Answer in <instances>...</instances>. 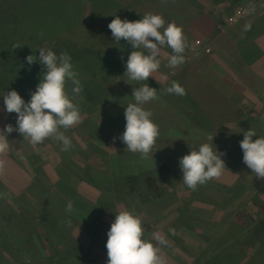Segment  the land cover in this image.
<instances>
[{"label": "rangeland", "instance_id": "374dc122", "mask_svg": "<svg viewBox=\"0 0 264 264\" xmlns=\"http://www.w3.org/2000/svg\"><path fill=\"white\" fill-rule=\"evenodd\" d=\"M114 1L118 4L110 1L99 8L94 0L0 4V129L16 126V114L4 107L6 92L16 90L28 102L36 90L44 70L39 62L29 66L26 57L38 56L41 47L70 55L81 84L89 79L97 85L88 92L82 84L79 95L67 85L83 117L65 132L72 141L70 150L62 151L53 139L34 146L18 132L9 134L10 150L2 155L18 162L19 169L14 184L0 186V264H107V232L116 213L124 210L141 217L144 239L156 231L166 237L162 254L167 264H264V180L243 163L240 148L244 131L252 128L264 136V92L259 98L261 86L256 85V91L236 86L240 74L249 77L253 70L247 58L225 45H257V36L264 35V0ZM149 12L161 15L165 26L175 22L182 27L188 44L182 65L190 64L184 81L188 87H202L191 97L195 102L205 105L207 81L218 88L226 80L236 95L230 102L234 114L194 123L191 115L170 111L168 94L158 92V98L143 107L153 113L160 136L153 156L142 159L119 139L126 125L125 108L135 102L132 91L139 86L129 81L126 92L122 84L128 79L123 73L132 47L117 45L108 24L115 16L136 21ZM17 43L23 47L14 49ZM171 54L165 46L155 78L142 83L159 91L176 81L172 75L182 65L168 67ZM184 102L177 101V109ZM222 128L229 130L226 135ZM209 136H214L213 144ZM202 143L225 153L221 158L226 167L218 179L192 191L182 181L179 159ZM147 175L156 177L158 191L148 188ZM69 202L71 213L65 211ZM73 237L88 248L80 251L84 261L72 248Z\"/></svg>", "mask_w": 264, "mask_h": 264}, {"label": "clouds", "instance_id": "9594fccd", "mask_svg": "<svg viewBox=\"0 0 264 264\" xmlns=\"http://www.w3.org/2000/svg\"><path fill=\"white\" fill-rule=\"evenodd\" d=\"M165 24L161 15L151 12L136 21L122 20L115 16L108 24L116 43L123 39L134 49L127 58L123 76L128 78L126 83L134 81L139 86L132 91L135 102L129 103L125 108L126 125L119 139L127 146L128 151L139 153L142 159L153 156V149L160 136L159 126L151 119L153 113L143 106L156 100L158 92L187 95L185 88L176 81L159 91L147 83H142L159 70L162 49L165 46L172 50L168 67H178L186 62L184 54L188 44L182 27L175 22L167 23V26ZM17 47L23 45H13L14 49ZM38 51V56L32 54L26 57L29 66L39 62L44 69L36 90L31 92L30 100L25 102L16 90L8 91L3 96L6 112L15 113L17 119L15 127L6 124L0 129V154L10 150L8 136L14 131L34 146L43 145L46 140L53 139L61 143L62 151H68L73 145L65 132L82 123L79 106L67 91L69 83L73 86L72 93L79 95L83 91L71 56L66 53L57 55L45 47L39 48ZM213 137H208L212 144ZM243 137L240 141L243 163L252 170L257 179L264 180V136L258 137L255 130L250 128L243 132ZM253 137L258 138L253 140ZM116 139L117 137H114L113 141ZM212 144L202 143L179 159V167L183 173L182 181L192 191L218 179L226 167L221 158L225 153L218 151L216 146L213 149ZM2 167L0 161V170ZM65 211H73L71 202L67 204ZM71 225L72 221L69 219L67 226ZM169 232L175 234L174 229H169ZM144 233L145 226L140 216L128 210L116 213L115 220L107 232V264H167V259L162 254V246L168 245L166 237L156 231L152 233L151 239H144Z\"/></svg>", "mask_w": 264, "mask_h": 264}, {"label": "trees", "instance_id": "16d2710c", "mask_svg": "<svg viewBox=\"0 0 264 264\" xmlns=\"http://www.w3.org/2000/svg\"><path fill=\"white\" fill-rule=\"evenodd\" d=\"M6 1H8V0H6ZM11 1H13V0H11ZM110 1L115 5L118 4L117 1H114V0H103V1L102 0H99V1L94 0V2H97L96 5L98 6V8H99V6H105L106 4L108 5L109 3H111ZM188 1L189 2H191V1L195 2V0H188ZM5 2H0V4L5 3ZM101 3H102V5H101ZM194 5H195V7H199L200 4L198 5V3H194ZM107 35H109V33ZM227 44H225V45L227 46V49L230 52L238 53L240 58H247V60L249 61V63H247V64H249V67H251L253 70L252 72H251V70L248 71V74L251 75V76L248 75L249 77H246L243 74H240L239 75L240 77L238 78L239 82L236 83V86L240 87L243 90H246V89L248 90L249 87H250V91L251 90H255V91L258 90L257 86L260 87L262 82L258 81L257 83H255L256 79H258L257 75L255 73V68L257 65H259L261 62L264 61V53L258 47H256L254 44H249V43H246L243 41L236 43L234 45V48L232 47V45H229V44L227 45ZM117 45H119V46L120 45L131 46L128 43H126V41H124V40H122V43L120 42ZM130 49H131V52L134 50L132 48H130ZM1 60H2V56L0 55V61ZM194 65H198V63H196ZM189 66H190V64H188L186 66L182 65V66L178 67L177 68L178 73L175 75H172V77L175 76L177 78L176 82H178L182 87L185 88L187 95L177 96L175 94H171V97H170V95L168 94L167 100H169V101L167 103L169 104L168 106H169L170 111H172L174 113L177 111V113L179 115H180L181 111H183V113L186 114L187 116H189V115L192 116L191 121H193L194 123L203 122L205 120L207 122H210V121L213 122V120L214 121L224 120V118H225L224 116H229L231 112H232V114H234V109H233L232 105L230 108V104H231L230 102L232 99H234L232 97V95L235 97L236 93H235V90L233 89V87L231 86V84L226 80L224 82H223V80H221L220 85L217 84L218 88H216V86L214 84H213L214 86H212L210 84V81H207L205 83V85L203 86L205 95L207 97V98H204L205 100H207L205 102V105H202L201 102L199 101V99L197 102H195V100L193 98H191L193 95H195L194 91L199 90V92H201L202 87L197 86L198 87V90H197L196 88H194V86H191V87L187 86L188 80L184 81V78H185V74L187 71V67H189ZM252 66H254V67H252ZM42 68H43V66L40 68V71H42ZM119 70H121V72L123 73L121 67H119ZM156 72H154L152 74L151 78H155L154 74ZM203 73L205 75L210 74L205 69L203 70ZM1 74H2V72H0V75ZM203 77H204V75H203ZM122 81H123V79H122ZM172 82H173V80L170 81V86H171ZM88 83H90V85ZM91 83H92L91 80L85 79L84 82L82 83L83 85L85 84V87H86V88H84V90L89 92L92 90V88L94 86H97V85H92ZM122 84L124 86L123 88L124 89L126 88L125 89L126 92H129L128 91V88H129L128 84L126 82H123ZM124 84H126V85H124ZM18 88L20 89V88H22V86L18 87ZM88 88H90V89H88ZM109 88H111V87H109ZM218 90L220 91V93ZM237 93H238V91H237ZM243 99L245 100L244 97H243ZM184 100H185L184 104H181L179 106V109H177L176 102L177 101L183 102ZM13 117H14V115H13ZM13 117L11 118V122L13 121ZM205 126H207V125L205 124ZM222 129H223L222 130L223 135H226L229 131L225 128H222ZM170 131H174V130H172V128H171ZM6 157L3 156L2 154H0V161H2V164H3L2 170H0V186L1 185L8 186V184L9 185L14 184L15 183L14 180L16 179V174H17L18 169H19L18 162L14 161V160L11 162L10 161L11 159L8 160L9 157L8 158H6ZM161 166L163 167V165H161ZM162 167H160V168H162ZM162 169H164V167ZM144 181H145L146 185L148 186V188H150L151 190H156V191L159 190V186L156 183V177L155 176L147 175L144 177ZM35 182H36V180H35ZM79 239H80V237H79ZM72 240H73L72 248L74 249V251H77L79 255L81 254L80 251H82V252L88 251V248L83 249L81 247L82 245L78 242V240L75 237H73ZM81 258L84 261V259L86 257L84 258L81 256Z\"/></svg>", "mask_w": 264, "mask_h": 264}, {"label": "crops", "instance_id": "0c3cea01", "mask_svg": "<svg viewBox=\"0 0 264 264\" xmlns=\"http://www.w3.org/2000/svg\"><path fill=\"white\" fill-rule=\"evenodd\" d=\"M222 1H224L223 3H227L225 0H217V3H221ZM228 1L231 2V0H228ZM242 2L246 4L249 1L248 0H242ZM257 37L256 38L259 39V41H257L256 47L258 46V48L264 53V49L261 47V44L264 43V35L263 36L259 35ZM255 73L258 76L259 81L262 82V85H261V87L259 89V91H261L260 96H259V98H260V97H262V94L264 92V61L256 66Z\"/></svg>", "mask_w": 264, "mask_h": 264}]
</instances>
